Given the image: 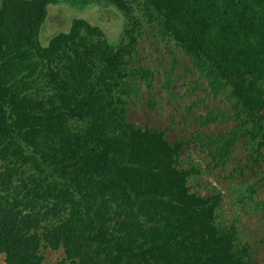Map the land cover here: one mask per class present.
<instances>
[{
    "label": "trees",
    "instance_id": "1",
    "mask_svg": "<svg viewBox=\"0 0 264 264\" xmlns=\"http://www.w3.org/2000/svg\"><path fill=\"white\" fill-rule=\"evenodd\" d=\"M59 1L0 0L5 263L43 264L42 249L51 248L64 250L59 264H252L234 224L217 216L221 193L192 190L197 164H178L186 144L204 148L210 169L225 168L242 137L256 153L264 146V0H97L103 17L119 16V32L71 16L44 43ZM62 1L74 10L80 2ZM134 5L199 72L191 90L205 78L210 94L230 100L228 114L209 109L195 117L198 126L230 119L232 127L172 141L164 129L127 119L137 82L151 87L154 75L128 66L143 33ZM176 63L173 56L166 85Z\"/></svg>",
    "mask_w": 264,
    "mask_h": 264
},
{
    "label": "rangeland",
    "instance_id": "2",
    "mask_svg": "<svg viewBox=\"0 0 264 264\" xmlns=\"http://www.w3.org/2000/svg\"><path fill=\"white\" fill-rule=\"evenodd\" d=\"M60 1L59 5L50 6V14L42 31L44 43H47L53 34L65 28L70 23L71 16L87 18L93 24H101L109 35H115L123 27L115 12L109 11L116 16L103 17L108 10L101 8L97 0H80L75 10L70 3ZM134 6L135 16L141 21L140 28L143 33L136 50L128 55V66L149 67L154 70V75L151 78V87L137 82L139 98L134 97L130 103L127 119L136 125L164 129L166 136L172 141L187 139L198 130H203V134H215L232 127L234 123L230 119H218L203 128L198 126L195 117L209 109L221 108L228 114L231 111L230 100L223 93L217 96L210 94L205 78L200 79L197 89L191 90L192 83L200 76L199 72L192 68L191 63L171 41L166 42L155 36L146 24L142 6ZM173 56L176 57L177 63L170 75L172 83L166 85L164 71L171 67ZM198 96L204 99L195 105L193 101L197 100ZM151 98L155 101L154 106L148 104ZM190 105L192 109L187 114ZM254 147L256 146L247 145L242 137L232 149L225 168L210 169V158L204 148L186 144L178 165L182 169H188L192 163L197 164L199 171L188 176L190 188L205 193L207 187L213 185L214 192L221 193L217 216L223 217L222 221L226 220L227 226L234 224L237 229V243L248 246L251 263L264 264V146L261 147L260 153H256ZM251 152L256 158V164H251ZM229 173L233 175L227 177ZM42 252L45 256L43 264H59L65 256L63 249L44 248ZM0 264H6L4 255H0Z\"/></svg>",
    "mask_w": 264,
    "mask_h": 264
}]
</instances>
